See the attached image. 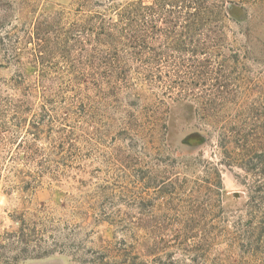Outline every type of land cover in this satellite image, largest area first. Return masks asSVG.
Returning a JSON list of instances; mask_svg holds the SVG:
<instances>
[{
  "label": "rangeland",
  "instance_id": "obj_1",
  "mask_svg": "<svg viewBox=\"0 0 264 264\" xmlns=\"http://www.w3.org/2000/svg\"><path fill=\"white\" fill-rule=\"evenodd\" d=\"M76 2L0 0V264H264V22L229 21L232 65L184 99L99 86L136 63Z\"/></svg>",
  "mask_w": 264,
  "mask_h": 264
},
{
  "label": "trees",
  "instance_id": "obj_2",
  "mask_svg": "<svg viewBox=\"0 0 264 264\" xmlns=\"http://www.w3.org/2000/svg\"><path fill=\"white\" fill-rule=\"evenodd\" d=\"M76 3L77 20L88 26L84 33L79 31L77 35H94L95 42L99 41L97 44L104 52L124 53L136 63L132 73L128 66L110 70L106 76L105 73H95L99 86L105 83L109 90L133 84L153 88L166 85L170 81L166 79L174 77L179 80L176 86L178 97L184 99L187 98L185 87L188 81L204 80L207 71L215 66L219 70L232 65L223 51L228 49L225 42L230 32L229 21L241 28L247 27L248 32L252 20L264 22V0H242V3L152 0L149 4H144L143 0H77ZM86 4L90 6L86 10L88 14L83 13ZM76 42L79 48L86 47L80 39ZM161 64L170 68L164 75L159 70ZM223 88L216 84L209 97L226 93ZM192 137L198 144L206 141L198 133ZM258 223L263 227L260 230L264 231V217ZM254 224V219L250 218L245 227L251 228ZM21 228L19 234L23 233Z\"/></svg>",
  "mask_w": 264,
  "mask_h": 264
}]
</instances>
